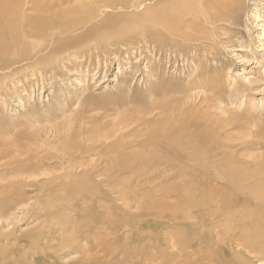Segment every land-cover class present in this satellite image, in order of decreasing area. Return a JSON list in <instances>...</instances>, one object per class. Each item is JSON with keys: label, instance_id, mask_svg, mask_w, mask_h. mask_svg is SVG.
I'll return each mask as SVG.
<instances>
[{"label": "bare ground", "instance_id": "6f19581e", "mask_svg": "<svg viewBox=\"0 0 264 264\" xmlns=\"http://www.w3.org/2000/svg\"><path fill=\"white\" fill-rule=\"evenodd\" d=\"M241 5L242 0H0V89L28 73L34 76L54 68L68 53L97 43L168 41L170 35L173 47H185L187 42L205 40L218 22L235 18ZM212 84L219 85L209 78L194 88ZM177 87L172 86V93L182 91L183 98L172 97L170 105L151 104L150 109L142 105L136 111L139 116L131 121L122 112L104 127L86 130L85 139L67 133L62 149L61 140L45 141L46 149H61L69 156L70 166L62 168V175L56 172L51 180H39L46 174L42 161L33 158L22 160L14 171H24L32 182H0V199L10 202L13 197L14 204L24 200L18 188L28 184L46 194L54 186L67 193L60 198L50 191L55 193L51 203H60L61 212L51 211L46 228L21 240L32 251L23 254L25 262L59 264V253L79 252L82 243L90 240L93 252L100 247L105 253L96 261L99 264H111L121 255L126 264H264V156L260 160L240 154L236 140L223 138L227 125L196 104L199 97L194 96V88ZM136 125L137 133L125 134ZM79 130L85 131L82 126ZM132 136L135 140L127 142ZM30 140L17 141L24 142V150L33 151ZM114 165L150 188L122 190L119 199L113 198L112 187L106 191L102 185L113 184ZM98 168L103 173L96 174ZM153 172H172L170 183L179 186L166 184L167 189L157 195L151 187L154 181L148 178ZM100 175L107 180L97 183ZM223 181L228 191H220ZM74 200L87 205L82 213L71 210ZM119 200L121 205L116 206ZM172 200L176 201L173 208ZM172 209L181 216L169 214ZM171 218L174 225L166 242L171 247L165 251L154 237L165 225L161 220ZM135 238L143 247L130 256L127 249L135 246L131 243Z\"/></svg>", "mask_w": 264, "mask_h": 264}, {"label": "rangeland", "instance_id": "374dc122", "mask_svg": "<svg viewBox=\"0 0 264 264\" xmlns=\"http://www.w3.org/2000/svg\"><path fill=\"white\" fill-rule=\"evenodd\" d=\"M234 17L218 22L213 33H208L205 40L187 42L185 47H173L172 37L168 34V41L144 38L136 42L123 39L108 41L100 46L97 43L89 49L63 56L55 66L57 68H47L34 76L28 73L14 82L9 81L0 89V182L14 185L32 182L24 171H14L22 160L33 158L42 161V173L46 174L39 180H51L56 172V176L62 175V168L70 166L69 156L60 152L66 142L65 134L84 135L85 139L89 136L86 130L102 128L122 112L131 121L139 116L136 111L142 105H148L146 107L150 109L151 104L168 105L172 97L183 98L182 91L172 93L173 85L178 86L177 90L184 87L192 89L195 84L209 78L219 85L194 88V96L199 97L196 104L212 119L218 117L227 125L223 138L229 136V139L236 140L234 143L239 145L240 154L261 160L264 156V134L259 132L264 127V0H242L239 12ZM215 76L218 79L215 80ZM80 126L85 131H80ZM136 127L125 130V134L137 133ZM23 137L33 139L27 141L33 151L24 150V142L21 144L17 141ZM126 139L129 142L135 137ZM45 141L58 142L61 149L48 150L42 146ZM37 151L48 158L39 157ZM106 166L101 164V167ZM49 169L53 172H48ZM119 169L112 166L110 176L113 184L102 185V190L106 191L112 187L114 192L111 193H115L113 198L119 199L122 190L144 192L150 188V185ZM103 171V168H98L96 174ZM171 176L174 180L172 172H153L148 178L154 181L151 185L154 193L158 191L159 195L162 189H167L166 184L177 188V182L170 183ZM105 180L107 177L101 175L95 179L97 183ZM228 186L223 181L220 191H228ZM3 187L6 191V187ZM54 187L46 194L41 187L28 184L18 188L23 192V201L14 204L11 195L10 202L0 199V264H30L24 261L23 254L32 251L21 240L46 228L51 211L61 212L57 209L60 203L55 205L51 200L55 193V197L60 198H65L67 193L62 188ZM52 190L55 192L53 195L50 193ZM120 202L116 201V206L121 205ZM175 202H169L172 208ZM86 206L84 201L74 200L70 203L74 213H82ZM172 211L169 214L176 212ZM176 216L181 214L177 213ZM165 220H161L165 224L164 230L161 229L157 234L159 236L154 238H159L162 249L166 251L171 247L166 242L173 223L172 218ZM131 243L135 246L127 249L128 254L131 252L130 256L143 247L137 238ZM82 244L79 252L69 250L59 253L58 263L79 264L80 261L92 260L99 264L96 261L105 254L100 247L93 252L90 240L86 245L85 242ZM165 245L170 246L167 248ZM111 264L126 262L121 255Z\"/></svg>", "mask_w": 264, "mask_h": 264}]
</instances>
